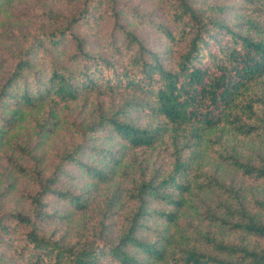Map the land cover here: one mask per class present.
<instances>
[{
    "label": "trees",
    "instance_id": "obj_1",
    "mask_svg": "<svg viewBox=\"0 0 264 264\" xmlns=\"http://www.w3.org/2000/svg\"><path fill=\"white\" fill-rule=\"evenodd\" d=\"M48 1L0 32V264H264V0Z\"/></svg>",
    "mask_w": 264,
    "mask_h": 264
},
{
    "label": "rangeland",
    "instance_id": "obj_2",
    "mask_svg": "<svg viewBox=\"0 0 264 264\" xmlns=\"http://www.w3.org/2000/svg\"><path fill=\"white\" fill-rule=\"evenodd\" d=\"M126 3L132 7H135L139 11L142 10L144 12H155L158 13L160 16L163 13V9L161 8L162 2L157 0H125ZM216 2L224 3L226 5L230 6H236L235 0H215ZM239 6V5H238ZM51 8L55 10L57 13L60 14H66L67 10H70L67 8L66 4H51L48 0H22L19 3L14 4V12H18L17 14L14 13L13 16L10 17H4L1 20L3 21L4 29L0 28V32L7 29H15V30H23L25 28L31 27L32 25H35L38 23V20H35V16H39V14L42 12L41 9H48ZM22 13L24 15H22ZM165 17V15H164ZM139 31V34L144 35V38L147 39L151 38V36L148 34V32L145 29L137 30ZM1 45V44H0ZM83 99L81 98L76 103L70 105V109H63L60 113L61 118L67 117V119H74L75 116L80 114V109L83 110V112H87L90 108L87 107L83 103ZM94 98H89V104L91 105L93 103ZM96 101H102L104 103H108V100L106 98H101ZM79 111V112H78ZM78 112V113H77ZM69 138V131L66 126H63V128H58L54 134H52L47 141V143L42 147L40 152L43 154V158L45 160V163L51 164L55 161L56 155L61 151V149L65 146ZM229 174V172L227 173ZM20 184V183H19ZM19 187V185H18ZM21 188V186H20ZM18 192H13L12 195L9 196L8 201H5L4 204L5 208L12 207L13 203L15 201H18ZM103 197L98 196L96 200L91 205V211L89 213L90 217H94L96 213L97 203L102 201ZM252 243L253 241L250 240Z\"/></svg>",
    "mask_w": 264,
    "mask_h": 264
}]
</instances>
